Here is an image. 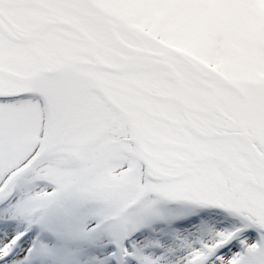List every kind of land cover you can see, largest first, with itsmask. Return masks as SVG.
<instances>
[{"label": "snow or ice", "instance_id": "6c2138e0", "mask_svg": "<svg viewBox=\"0 0 264 264\" xmlns=\"http://www.w3.org/2000/svg\"><path fill=\"white\" fill-rule=\"evenodd\" d=\"M0 264H264V0H0Z\"/></svg>", "mask_w": 264, "mask_h": 264}]
</instances>
